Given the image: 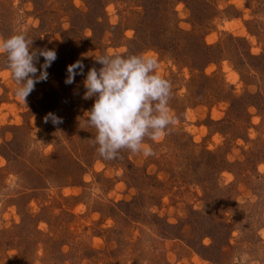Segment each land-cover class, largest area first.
I'll return each mask as SVG.
<instances>
[{
    "label": "rangeland",
    "instance_id": "obj_1",
    "mask_svg": "<svg viewBox=\"0 0 264 264\" xmlns=\"http://www.w3.org/2000/svg\"><path fill=\"white\" fill-rule=\"evenodd\" d=\"M40 3L0 0V38L56 52L25 104L0 54V264H264V0ZM105 54L171 82L154 155L96 151L84 80Z\"/></svg>",
    "mask_w": 264,
    "mask_h": 264
},
{
    "label": "clouds",
    "instance_id": "obj_2",
    "mask_svg": "<svg viewBox=\"0 0 264 264\" xmlns=\"http://www.w3.org/2000/svg\"><path fill=\"white\" fill-rule=\"evenodd\" d=\"M32 42L23 32L0 38V54L5 57L12 79L20 85L14 94L24 104L35 84L47 79L46 69L56 59L53 49L30 51ZM39 57H43V63L36 75L34 61ZM95 59L102 67L87 71L83 98H95L84 117L96 129L93 141L98 145L96 151L106 160L118 158L122 148L132 153L142 152L145 157L154 155L152 148L144 143L145 137L157 140L169 125L176 123L168 104L171 82L157 71V58L143 54H105ZM83 69L80 60L68 65L64 83L72 84L76 75L83 74ZM49 119L53 124L62 122L53 113L46 115L45 121Z\"/></svg>",
    "mask_w": 264,
    "mask_h": 264
},
{
    "label": "trees",
    "instance_id": "obj_3",
    "mask_svg": "<svg viewBox=\"0 0 264 264\" xmlns=\"http://www.w3.org/2000/svg\"><path fill=\"white\" fill-rule=\"evenodd\" d=\"M34 1V3H35V5L37 6V7H40L42 4L40 3V1L41 0H33ZM166 1H171V0H166ZM180 1H186V0H180ZM201 45V47L203 48L202 49V51H199L200 53L199 54H197V61H198V63L200 64V66L201 67H203L204 65H206V64H209L210 62H212V61H214V59H213V55H211V53L209 52V48H210V46L209 45H207L206 43L204 44L203 43V45H202V43L200 44ZM197 49H199V48H197ZM213 54V53H212ZM247 54V53H246ZM249 54H250V52H249ZM248 55V54H247ZM250 57H252V58H254V59H258L259 57L258 56H256V55H249ZM194 69H198L197 67H195ZM212 239H214V237H212ZM224 245H222L221 247H223ZM221 247H220V251H221ZM221 253H222V251H221Z\"/></svg>",
    "mask_w": 264,
    "mask_h": 264
}]
</instances>
